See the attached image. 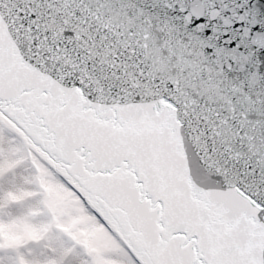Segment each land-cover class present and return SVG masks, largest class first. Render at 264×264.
I'll return each mask as SVG.
<instances>
[{
	"label": "snow or ice",
	"instance_id": "6c2138e0",
	"mask_svg": "<svg viewBox=\"0 0 264 264\" xmlns=\"http://www.w3.org/2000/svg\"><path fill=\"white\" fill-rule=\"evenodd\" d=\"M0 264H264V0H0Z\"/></svg>",
	"mask_w": 264,
	"mask_h": 264
}]
</instances>
